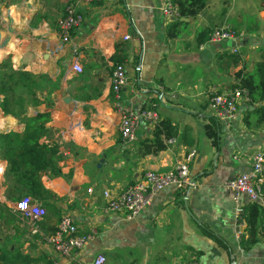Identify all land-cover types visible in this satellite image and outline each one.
Listing matches in <instances>:
<instances>
[{
  "label": "crops",
  "instance_id": "0c3cea01",
  "mask_svg": "<svg viewBox=\"0 0 264 264\" xmlns=\"http://www.w3.org/2000/svg\"><path fill=\"white\" fill-rule=\"evenodd\" d=\"M165 2L0 0V64L9 61L13 70L30 73L42 86L36 109L51 115L45 142L57 145L63 155L62 176L42 178L54 197L42 206L46 215L35 235L21 219L0 150V247L9 264H92L98 254L109 264L192 259L197 264H264V238L249 252L242 249L237 234L246 226L239 223L238 205L227 190L236 176L251 171V158L264 151V121L258 123L264 114L256 112L264 102L240 103L237 117L228 123L209 108L213 95L233 90L238 74L256 76L264 54V0H208L198 17L179 20L174 37L169 29L177 19L163 14ZM69 7L83 21L64 43L58 21ZM226 25L238 39L209 42L210 33ZM201 32L207 38L199 44ZM115 59L128 72L123 101L136 109L154 107L160 119L176 126L174 143L156 156L137 154L142 141L153 139V125L142 124L131 147L122 144L112 91ZM74 63L83 73L72 70ZM25 126L0 107V134L22 132ZM193 152L195 189L157 193L133 221L107 211L105 192L120 193L147 172L172 171ZM241 203L249 205L245 197ZM257 204L264 210V199ZM65 215L79 234L93 236L68 258L44 239Z\"/></svg>",
  "mask_w": 264,
  "mask_h": 264
},
{
  "label": "built area",
  "instance_id": "2783aa9c",
  "mask_svg": "<svg viewBox=\"0 0 264 264\" xmlns=\"http://www.w3.org/2000/svg\"><path fill=\"white\" fill-rule=\"evenodd\" d=\"M86 3H101L106 0H84ZM177 0H166L162 7L163 14L169 19H178L179 12L176 6ZM83 18L73 8H67L65 15L59 19L58 28L64 43L71 41V32L81 25ZM129 40L128 37L125 38ZM238 33L229 25L213 30L209 35V42L221 44L226 41H236ZM234 53H238L235 48ZM72 70L76 73H83V68L79 63H74ZM127 68L123 64L114 66L112 73V91L115 99V106L119 112L120 124L119 134L124 147H131L136 142V132L144 124L155 126L160 121L157 110L152 108L136 109L126 104L122 98V92L128 85ZM248 91L235 89L225 93H217L212 96L209 108L213 116L222 122H231L237 117L239 105L242 102L248 103ZM174 143L170 140L168 144ZM193 154L188 159L181 161L172 171L157 173L147 172L135 185L128 187L124 191L113 194L110 191L104 193L107 202V211L111 213H124L126 219L133 221L144 209L151 206L157 193L173 188L178 191L195 189L196 183L191 177L190 161ZM252 169L249 173L236 176L227 184V190L234 194V199L238 205V221L245 206L241 203V197H245L249 203L259 202L264 199V151L257 152L252 158ZM21 219L25 222L31 232L35 235L40 233V222L46 215V210L41 204L33 202L31 198H24L17 204ZM240 223V222H239ZM243 232H238L237 238L241 239ZM93 238L90 234H79L78 229L68 215L61 218L56 232L51 236H45V241L63 257H71L79 252ZM92 264H108V259L104 254H98ZM175 264H197L195 260L189 262L178 261Z\"/></svg>",
  "mask_w": 264,
  "mask_h": 264
},
{
  "label": "trees",
  "instance_id": "16d2710c",
  "mask_svg": "<svg viewBox=\"0 0 264 264\" xmlns=\"http://www.w3.org/2000/svg\"><path fill=\"white\" fill-rule=\"evenodd\" d=\"M208 0H177L176 6L179 18L170 25L169 33L176 36L181 18L195 19L207 6ZM207 38V32L198 35V43ZM122 64L121 59H115V65ZM36 78L30 73L15 71L9 61L0 64V107L7 116H12L26 126L22 132H7L0 134L1 157L7 162L6 177L12 185L17 200L31 198L42 206L54 195L47 191L42 178L62 176L60 163L63 155L57 145L46 143L45 138L51 133L49 123L51 115L38 109L41 100L42 86L35 83ZM235 89L248 91V104L256 106L264 102V54L256 66L255 75H237ZM37 110L35 116H29L30 110ZM258 114H264L263 108H258ZM264 121L260 116L258 123ZM248 125V118L245 119ZM176 126L169 118H162L154 126L153 139L144 140L138 145L137 154L141 157L156 156L165 151L168 142L176 136ZM239 222L244 224L245 231L241 236V247L249 252L253 246L264 238V210L257 202L249 203L244 208ZM197 255V254H196ZM8 254L0 247V264H9Z\"/></svg>",
  "mask_w": 264,
  "mask_h": 264
},
{
  "label": "water",
  "instance_id": "95a60500",
  "mask_svg": "<svg viewBox=\"0 0 264 264\" xmlns=\"http://www.w3.org/2000/svg\"><path fill=\"white\" fill-rule=\"evenodd\" d=\"M155 91H152V93H154ZM154 94H156L157 95V92L156 93H154ZM159 101H162V97H161V95H159Z\"/></svg>",
  "mask_w": 264,
  "mask_h": 264
},
{
  "label": "rangeland",
  "instance_id": "374dc122",
  "mask_svg": "<svg viewBox=\"0 0 264 264\" xmlns=\"http://www.w3.org/2000/svg\"><path fill=\"white\" fill-rule=\"evenodd\" d=\"M108 264H109V262H108Z\"/></svg>",
  "mask_w": 264,
  "mask_h": 264
}]
</instances>
